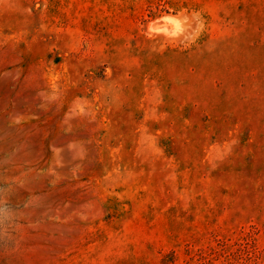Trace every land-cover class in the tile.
I'll list each match as a JSON object with an SVG mask.
<instances>
[{
  "label": "rangeland",
  "instance_id": "obj_1",
  "mask_svg": "<svg viewBox=\"0 0 264 264\" xmlns=\"http://www.w3.org/2000/svg\"><path fill=\"white\" fill-rule=\"evenodd\" d=\"M0 264H264V0H0Z\"/></svg>",
  "mask_w": 264,
  "mask_h": 264
}]
</instances>
